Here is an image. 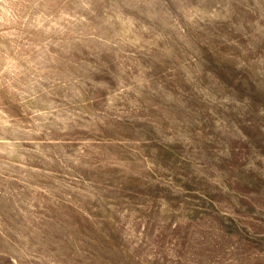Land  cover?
Segmentation results:
<instances>
[{
	"label": "rangeland",
	"instance_id": "1",
	"mask_svg": "<svg viewBox=\"0 0 264 264\" xmlns=\"http://www.w3.org/2000/svg\"><path fill=\"white\" fill-rule=\"evenodd\" d=\"M0 264H264V0H0Z\"/></svg>",
	"mask_w": 264,
	"mask_h": 264
}]
</instances>
